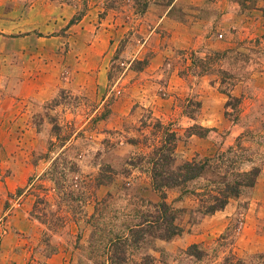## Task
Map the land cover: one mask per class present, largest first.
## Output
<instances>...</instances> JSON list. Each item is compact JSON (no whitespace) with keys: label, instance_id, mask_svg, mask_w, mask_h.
Returning <instances> with one entry per match:
<instances>
[{"label":"rangeland","instance_id":"obj_1","mask_svg":"<svg viewBox=\"0 0 264 264\" xmlns=\"http://www.w3.org/2000/svg\"><path fill=\"white\" fill-rule=\"evenodd\" d=\"M144 2L143 13L131 8ZM80 11L65 0H0V264L21 262L16 250L1 258V241L8 218L25 210L38 222L37 245L22 264L50 258L51 264H92L76 237L83 232L79 246L87 245L91 229L84 221L94 202L58 232L34 218L51 220L57 209V191L45 197L44 188L54 186L45 173L60 153L83 176L106 166L116 173L96 192L98 200L107 199L104 219L118 224L140 199L158 200L143 174L122 171L136 151L125 141L136 136L147 112L176 130V164L225 150L245 134V145L264 156V0H133L116 10L92 0L72 24ZM183 51L189 77L179 74ZM228 96L240 100L239 113ZM196 102L200 108L187 116L184 106ZM190 128L209 133L198 136ZM38 198L47 205H37L33 215ZM167 201L182 210L183 232L147 240L135 259L186 263L181 251L220 235L241 259L254 263L253 256L264 255V164L251 190L212 215L195 212L196 204L178 190L167 192Z\"/></svg>","mask_w":264,"mask_h":264},{"label":"trees","instance_id":"obj_2","mask_svg":"<svg viewBox=\"0 0 264 264\" xmlns=\"http://www.w3.org/2000/svg\"><path fill=\"white\" fill-rule=\"evenodd\" d=\"M65 1L75 6L80 5L81 11L74 16L72 24L81 20L90 9L92 2V0ZM101 1L105 9L116 10L125 6V1L133 0ZM147 6L148 2L142 5L134 3L131 8L135 13H143ZM185 53V51L179 53L183 56L179 60L182 67L179 74L189 77L190 67ZM198 62L199 65L202 64L201 60ZM202 69L203 67H200V70ZM205 70L206 68L199 73ZM228 98L238 102V105L232 106L233 104L227 103L225 107L232 106L234 112L239 113L240 100L230 96ZM184 107L183 112L191 116L193 112L198 111L200 105L196 102L192 108ZM138 123L135 129L136 136L125 141L136 148V151L123 163L122 171L126 175H131L133 170L143 174L148 179L150 190L158 195V200L145 202L140 199V206L125 214V221L117 224L113 222L115 219H104L108 207L107 199L98 200L96 197L100 187L107 186L114 180L116 173L110 167H100L99 172L94 176H83L79 173L77 164L67 160L65 155L60 153L52 160L49 170L45 173L46 179L54 186L45 187L44 196L47 197L48 192L52 190L57 191L59 199L57 209L53 212L51 220L42 216H34V218L46 225L51 232H58L70 223L75 224L77 216L83 214L84 206L94 202L93 213L84 221L91 229L87 245L79 246L83 232H79L76 237V247H83L87 251V260L92 264H155V260L149 256L135 259V252L140 250L149 239L167 241L183 232L178 221L182 210L174 208L167 201V192L178 190L180 198L189 197L196 204L195 212L212 215L224 210L232 200L240 198L246 191L251 190L261 174L264 156L245 145L248 139L246 134L239 136L235 144L225 150H217L203 157L197 155L176 164L175 149L178 137L176 130L172 129V124H165L155 118L151 112L143 114ZM193 129L190 128L191 134L198 136H206L209 133V129H204V133H194ZM107 143L111 144L110 141ZM70 175H73V178H70ZM46 203V199L38 198L32 207L33 215L37 205H47ZM74 205L77 211L71 212ZM69 212L73 214L72 217ZM227 246L229 243L226 235L212 239L207 246L189 245L179 254L188 262L181 260L179 264H264V255L253 256L251 260L254 263H251L250 260L237 257L232 249L227 251ZM159 264L172 263L161 260Z\"/></svg>","mask_w":264,"mask_h":264},{"label":"crops","instance_id":"obj_3","mask_svg":"<svg viewBox=\"0 0 264 264\" xmlns=\"http://www.w3.org/2000/svg\"><path fill=\"white\" fill-rule=\"evenodd\" d=\"M15 187H21L20 184H17ZM27 203V209L28 207H31L30 200L26 201ZM23 205V204H22ZM8 233H4L5 236L2 237V253L1 258H4L8 256L11 252L15 251V254L12 255H18L19 261L17 264L24 263V258L27 257L28 251L27 250H34V246L37 245L35 243V240L33 239V235L35 232V229H37V223L35 219H33L29 213L25 210V212L17 213L8 218ZM37 224V225H36ZM28 240H33L32 246H25V243H27ZM25 248V249H24ZM53 258L48 259L47 263L51 264ZM3 263V262H2Z\"/></svg>","mask_w":264,"mask_h":264}]
</instances>
